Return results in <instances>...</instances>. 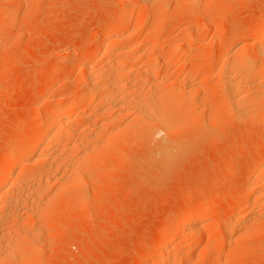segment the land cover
Listing matches in <instances>:
<instances>
[{"label":"rangeland","instance_id":"374dc122","mask_svg":"<svg viewBox=\"0 0 264 264\" xmlns=\"http://www.w3.org/2000/svg\"><path fill=\"white\" fill-rule=\"evenodd\" d=\"M193 1L147 5L140 0H0V168L9 156L34 141L43 116L58 100L90 93V71L104 75L100 92H106L110 75L106 65L114 61L113 55L106 61L90 57L103 43V35L121 24L129 11L131 20L118 30L124 37L108 46L115 51L131 43L135 47V53L123 59L134 68L128 81L136 87H131L136 93L128 92L133 104L124 95L123 101L130 103L109 108L107 97L99 96L72 114V131H63L53 144L68 153L60 170L71 168L62 170L51 183L44 196L50 205L44 202L47 211L40 202H24L15 208L18 213L11 209L9 213L16 214L9 217L8 204L15 194L0 199V231H12L21 219L26 231L20 236L13 233L12 240L0 236V264H154L163 260L158 249L170 241L180 218L201 211L208 200L211 213L220 216L195 227L196 233L189 227L181 233L185 244L193 246L192 252L187 251L193 253L190 264H264V218L258 216L262 207L255 205L264 198L259 193L243 196L246 185L264 183V178L256 177L264 159V71L254 80L247 78V85L243 80L237 91L242 90L247 102L234 114L229 82L221 75L234 59L253 62L262 55L256 49L257 43L264 47V38L258 40L255 34L264 27V0ZM158 18L162 24L156 28ZM133 30L140 38L128 35ZM153 40L158 42L154 49L149 46ZM150 62H156L158 69L152 70ZM140 104L156 106V112L161 109L156 114L170 130L164 132L157 120L144 117L143 106V114L138 112L143 117L139 115ZM107 107L110 112L104 111ZM112 114L120 116L103 123ZM155 127L163 129L159 136L155 134L157 138ZM160 138L172 147H167L169 155L162 152L166 149L160 150ZM44 164L20 163L7 188L19 190V180L40 175ZM72 168L78 172H71ZM69 176L76 180L68 186L62 182L69 181ZM39 207L45 210L41 214ZM253 209L260 211L257 219L251 218ZM230 211L246 217L238 230L247 232L225 249L223 244L229 242L224 223H234ZM6 245L13 246L14 257L3 259ZM182 247L181 243L168 247L165 256L183 254ZM211 247L218 250L213 252Z\"/></svg>","mask_w":264,"mask_h":264},{"label":"bare ground","instance_id":"6f19581e","mask_svg":"<svg viewBox=\"0 0 264 264\" xmlns=\"http://www.w3.org/2000/svg\"><path fill=\"white\" fill-rule=\"evenodd\" d=\"M123 1V0H122ZM125 1H127V2H129V1H132V0H125ZM136 1V0H135ZM139 1V0H138ZM141 2H143V3H146L147 5L149 4H151V5H153L154 3H164L166 0H140ZM187 1V0H186ZM189 1V0H188ZM191 1V0H190ZM193 1V0H192ZM169 2V1H168ZM172 2V1H171ZM194 2V1H193ZM195 3H196V1H195ZM170 5V4H169ZM193 5H194V3H193ZM171 7V6H170ZM194 7V6H193ZM195 8V7H194ZM175 10V9H174ZM178 10V9H177ZM127 13H129V14H127L126 16H125V18H124V20L122 21V23L121 24H118L117 26H115L114 27V29L113 30H111V32H106L104 35H103V43H101V45H100V47L98 48V49H95L94 50V52L91 54V60H95V61H106L107 59H109L110 58V56H111V54L113 55V56H111V57H113L114 59H112V60H114V61H112V63L111 64H108V65H106V64H104V65H106V67H107V70L106 71H108L109 72V80H108V82H106V84H105V86H104V88H107V90H106V92L104 91L103 93H101L100 92V88L102 87H100V85H101V81L102 80H104V75L102 76L101 74H99V75H97L98 73H96L95 74V72H94V74H92L91 72L92 71H90V74H89V76H88V79H87V82H88V84L89 85H91L90 86V88L91 89H89L90 90V93H89V91H88V94L86 95V96H81V98H77V97H75V98H72V97H69V96H67L66 98H63V99H61V100H58V102L55 104V106L54 107H52V109L50 110V111H48V112H46L45 113V116H43V117H45L43 120H44V123L41 125V127L37 130V132H36V136H35V139H34V141L32 142V143H30V144H26V145H24V146H22L18 151H16L15 153H13L11 156H9L6 160H5V162H6V164L2 167V168H0V176H1V178H0V199H2V198H4V197H8V195H11L12 193H13V195L15 196H13V198H11V202L8 204L9 206H8V214H9V217H10V215H11V213L12 212H14L15 213V211H17V213H18V210H16L17 209V207H19V208H21L20 206H23L22 204L24 203V202H31V203H35L36 202V204H38V202H40L39 204H40V206H42L41 208L42 209H45L44 208V204L45 203H47V205L46 206H48L49 205V201H47L46 200V202H45V200H44V196L50 191V188H51V183H55L56 182V180L53 182V180L54 179H56L57 178V176L61 173V171L64 169V167L62 166V170H60L61 169V167H60V164L61 165H63V163H61V161L62 162H64L62 159H64V160H68L66 157V155L68 154V153H66V154H64V152L66 151L65 149H63V150H60L59 149V147H58V149H55V148H53V146L55 145L54 143V141H56L57 139H58V137H59V135L61 136V134H62V132L63 131H65V130H67V132H68V130H70V131H72L71 129H72V127H71V118H72V116L75 114L74 112H76L79 108H80V106H83L84 104H86V102L89 100V99H92V101L91 102H95L96 100H97V97H99L100 96V98H106L107 97V100L109 101L107 104H110L109 105V108H111L112 106H116V108H120V106L121 107H124L123 105L125 104H127V103H130L131 101L129 100V98H130V96L132 95H130L129 93H130V91H133L135 88L133 87V85L131 84L132 83V81H131V83H130V81H128V79L130 80V77H129V75L131 74L132 75V70L134 69H132V65H131V63H130V65L129 64H127L126 63V61L123 59L125 56L126 57H128L127 55H129L132 51V53H135V51H134V46H132L131 44H129V45H126V46H124V47H122V48H116L117 50L115 51L114 49L112 50L111 49V47L110 46H108L109 45V43H110V41H113V42H117V41H119L121 38V36L122 37H124V34H120L119 33V27H122V26H126L127 25V23H129V21L131 20V16L132 15H130V11L129 12H127ZM134 14V13H133ZM161 24H162V21H161V19L160 18H158L157 19V21H155V24H154V26L157 28H159V27H161ZM130 25V24H129ZM165 25V24H164ZM155 28V29H156ZM218 31V30H217ZM140 32V31H139ZM182 32H184V31H182ZM189 31H187V33H188ZM119 33V34H118ZM126 33V32H125ZM186 33V32H185ZM185 33H184V35H185ZM192 34V33H191ZM255 34V33H254ZM125 35H127V34H125ZM129 36H133V37H135L134 38V40L136 39V38H140V36L137 34V32H135L134 30H133V32H130V34H128ZM143 35V34H142ZM256 35V36H255ZM254 36L259 40V39H262V38H264V27L262 28V29H260L256 34H255ZM139 36V37H138ZM192 36V35H191ZM253 36V37H254ZM126 37V36H125ZM259 37V38H258ZM188 38H189V36H188ZM186 39V38H185ZM258 42V41H257ZM112 43V42H111ZM110 43V44H111ZM128 43V42H127ZM158 42L157 41H155V40H153V41H151L150 42V47H153V49L155 48V46H157L158 44H157ZM134 44V43H133ZM147 44V43H146ZM258 44V46H257V49H256V54L257 55H263L264 56V54H263V52L262 51H264V50H261V52H260V49L261 48H264V47H262L263 45L261 44L260 45V43H257ZM191 45V44H190ZM123 46V45H122ZM188 46H189V43H188ZM177 47V46H176ZM181 49L183 48V47H180ZM179 48V49H180ZM176 49V48H175ZM174 49V50H175ZM177 50H178V47H177ZM183 50V49H182ZM181 51V50H180ZM230 51V50H229ZM174 52H176V51H174ZM174 52H173V54H174ZM178 52V51H177ZM176 52V53H177ZM131 53V54H132ZM255 53V52H254ZM261 53V54H260ZM175 55V54H174ZM262 55L260 56V57H258L259 58V60L256 62L255 61V59H254V61H255V63H254V61L253 62H250V61H248V59H243V62L241 61L240 62V60L239 59H241L240 57L236 60V59H234V61H231V63L229 62L228 64H226L224 67H223V70H222V72H221V75H223V79L224 80H228L227 82H229V88H228V86H227V88L230 90V93L231 94H229L230 95V101H231V103L229 104V106H230V108H232L231 110L233 111V114H234V112H236L237 113V111L241 108L240 106H243V102L245 101V100H243V97L241 96L242 95V93L240 94V92L242 91H240V92H238L237 91V89H242V83H243V80H247V78H252V76H253V80L254 79H256V77H258L259 76V74H261L263 71H264V60L262 59V58H264V57H262ZM240 56V55H239ZM125 57V58H126ZM172 58H170V59H168V63H170V62H172V60H173V56H171ZM252 57V56H251ZM143 58V57H142ZM109 60H111V59H109ZM122 60H124V63L122 64ZM128 60V59H127ZM130 60H131V58H130ZM238 60H239V62H238ZM245 60V61H244ZM250 60V59H249ZM129 61V60H128ZM183 62V61H182ZM126 63V64H125ZM227 63V62H226ZM243 63H244V65H243ZM149 64V67L153 70L154 69V71L156 70V69H158V64L155 62V63H153V62H150V63H148ZM151 64V65H150ZM86 66V65H85ZM131 66V67H130ZM136 67V66H135ZM222 67V66H221ZM85 69H86V67H84ZM88 69V68H87ZM220 69V68H219ZM105 70H104V73H105ZM139 70V69H138ZM149 71V70H148ZM148 71L147 72H145V73H148ZM98 72V71H97ZM101 72H103V71H101ZM107 72V73H108ZM152 72V71H151ZM220 73V72H219ZM218 73V74H219ZM106 74V73H105ZM134 74V73H133ZM119 75H121V77H122V75L124 76V77H126V76H128L127 77V79L125 80L124 79V77H122L125 81H122V80H120V76ZM130 75V76H131ZM143 75V74H142ZM145 75V74H144ZM147 75V74H146ZM145 75V76H146ZM220 75V76H221ZM103 77V79H102V77ZM118 76H119V78H118ZM134 76V75H133ZM148 76H149V74H148ZM132 77V76H131ZM147 77V76H146ZM146 77H144V78H146ZM106 78H108V76H106ZM118 78V79H117ZM155 78V77H154ZM221 78V77H220ZM249 78V79H250ZM142 79V78H141ZM248 79V80H249ZM251 79V81H253ZM120 80V81H119ZM147 80H149V79H147ZM155 80V79H154ZM105 81H107V79L105 80ZM250 81V80H249ZM104 82V81H103ZM102 82V83H103ZM155 82V81H154ZM219 82V81H218ZM217 82V83H218ZM225 82V81H224ZM146 83V82H145ZM161 83V82H160ZM183 83V82H182ZM216 83V84H217ZM246 83V85L248 84L247 83V81L245 82ZM245 83H243V84H245ZM138 84V83H137ZM131 85V86H130ZM135 85V84H134ZM144 85H146V84H144ZM160 85V84H159ZM222 85V84H221ZM106 86H108V87H106ZM136 86V85H135ZM133 88V90H132V88ZM138 87V86H137ZM153 87H155V85L153 86ZM161 87V86H160ZM202 88H206V85H202L201 86ZM241 87V88H240ZM244 87H245V85H244ZM104 88H102V89H104ZM210 88V87H209ZM208 88V89H209ZM260 88V87H259ZM138 89H139V87H138ZM159 89V88H158ZM169 89V88H168ZM192 89V88H191ZM245 89V88H244ZM228 90V91H229ZM101 91H103V90H101ZM142 91V90H141ZM150 91V90H149ZM190 91V90H189ZM210 91V90H209ZM129 92V93H128ZM134 92V91H133ZM162 92V91H161ZM193 92H195V89L193 88ZM126 93H128L129 95H126ZM134 93H136V92H134ZM155 93V92H154ZM159 93V92H158ZM257 93V92H256ZM139 93H137L136 95H138ZM163 94H164V92H163ZM128 96L126 99H128L130 102H128L127 100H125V101H123L124 100V97L125 96ZM158 95V94H157ZM160 95V94H159ZM158 95V96H159ZM253 95V94H252ZM251 95V96H252ZM261 95V94H260ZM131 97H133V96H131ZM135 97V96H134ZM138 97V96H137ZM147 97V96H146ZM149 97V96H148ZM165 97V96H164ZM257 97V96H256ZM262 97V96H261ZM102 98V99H103ZM161 98V97H160ZM132 99V98H131ZM135 99H136V97H135ZM138 100H139V98H137ZM136 99V100H137ZM141 99H143V97L141 98ZM184 99V98H183ZM258 99V98H257ZM106 100V101H107ZM144 100V99H143ZM149 100V102H150V100L151 99H148ZM253 100V99H252ZM90 101V100H89ZM104 101V100H103ZM102 101V102H103ZM146 101V100H145ZM144 101V102H145ZM100 102V101H99ZM125 102H127V103H125ZM134 102V101H133ZM141 102V101H140ZM146 102H148V101H146ZM153 102V101H152ZM183 102V101H182ZM245 102H247V100L245 101ZM250 102V101H249ZM254 102H255V100H254ZM97 103V102H96ZM101 103V102H100ZM100 103H99V106H100ZM103 103H105V102H103ZM132 103V102H131ZM143 103V102H142ZM141 103V104H142ZM165 103V102H164ZM228 103V102H227ZM243 103V104H242ZM92 104V103H91ZM106 104V103H105ZM133 104V103H132ZM131 104V105H132ZM137 104H138V102H137ZM140 104V106L141 107H136V108H139V111L137 110L136 112L138 113V112H140L141 110H140V108H143L144 107V104L143 105H141ZM152 104H154V103H152ZM156 104V103H155ZM162 104V103H161ZM186 104V103H185ZM252 104V103H251ZM250 104V105H251ZM135 105H136V103H135ZM157 105V104H156ZM118 106V107H117ZM143 106V107H142ZM163 106V105H162ZM146 107V108H145ZM144 107V109H142L143 110V113H144V110H145V112L146 113H144L145 115H144V117H148V119H150V121H151V119H153V120H157L156 122L158 123L159 122V129H160V127H162L164 124V122L163 121H165V120H163V121H160V120H162L161 119V117L159 116V115H157L156 113H161V111H159V110H161V109H158V112H156L157 110H155V109H157L156 108V106H155V108L154 107H151V106H149V104L147 105V106H145ZM151 109H150V108ZM160 107V106H159ZM244 107V106H243ZM242 107V108H243ZM109 108L107 107V108H105L104 109V111H107V112H110L109 111ZM118 108V109H119ZM135 108V109H136ZM229 108V109H230ZM241 108V109H242ZM121 109H123V108H121ZM125 109V108H124ZM124 109L122 110V111H124ZM132 109V108H131ZM166 109H167V107H166ZM165 109V110H166ZM178 109V108H177ZM113 110V109H112ZM120 111V110H119ZM133 111V110H132ZM114 112H115V110H114ZM126 111H124L123 112V114L125 113ZM130 111H128L127 113H129ZM134 112H135V110H134ZM135 112V113H136ZM142 112V111H141ZM140 112V113H141ZM185 112V111H184ZM239 112H241V111H239ZM100 113V112H99ZM98 113V114H99ZM103 113V112H102ZM133 113V112H132ZM134 113V114H135ZM136 113V114H137ZM143 113H141V114H143ZM73 114V115H72ZM107 114H109V113H107ZM118 114V113H117ZM133 114V115H134ZM135 114V115H136ZM139 114V113H138ZM141 114H139V115H141ZM164 114V113H163ZM185 114V113H184ZM243 114V113H242ZM104 115V114H103ZM102 114L100 115V116H103ZM110 115V114H109ZM134 115V116H135ZM139 115H137L136 116V118L138 117L139 118ZM154 115H155V117L157 116V118H158V116H159V118H160V120H159V118L157 119V118H155L154 119ZM38 116H40V115H38ZM99 116V117H100ZM105 116H106V114H105ZM118 116H120V114L118 115ZM118 116H115V115H111V116H109V117H105V119H103V123H105V124H107V123H109L110 122V120H113V122L116 120V118L118 119ZM128 116H129V114H128ZM128 116H126V117H128ZM142 117H143V115H141ZM245 116V115H244ZM122 117V116H121ZM248 117V116H247ZM98 118V117H97ZM87 119V118H86ZM120 119V118H119ZM133 119V118H132ZM144 120H145V118H143ZM147 119V118H146ZM147 119V120H148ZM42 120V121H43ZM124 120V119H123ZM137 120V119H136ZM82 121V120H81ZM88 121V120H87ZM109 121V122H108ZM149 121V120H148ZM149 121V122H150ZM41 122V121H40ZM107 122V123H106ZM134 122V121H133ZM147 122V121H146ZM153 122H155V121H153ZM161 122H163V123H161ZM80 123V122H79ZM111 123V122H110ZM109 123V124H110ZM140 123H142V122H140ZM150 123H152V122H150ZM156 123V125H158ZM161 123V124H160ZM85 124V123H84ZM98 124V123H97ZM114 124V123H113ZM167 124V123H166ZM171 124V123H170ZM148 125V124H147ZM146 125V126H147ZM154 125V124H153ZM161 125V126H160ZM171 125H173V124H171ZM118 126V125H117ZM127 126V125H126ZM129 126V125H128ZM137 126H139V124L137 125ZM143 126H145V124L143 125ZM149 126V125H148ZM166 126V127H165ZM165 126H163L162 128H164V132H166L165 131V128H166V130H168L169 129V127H168V125H165ZM100 127V126H99ZM158 127V126H157ZM157 127H155L156 129H157V131L155 130H153L154 131V135L156 134V135H158L159 136V134H160V132L163 130V129H161V131H159L158 130V128ZM168 127V128H167ZM110 128V127H109ZM171 128V127H170ZM123 129V128H122ZM125 129V128H124ZM124 129H123V131H124ZM153 129H154V127H153ZM74 130L75 129H73V132H74ZM152 130V129H151ZM170 130V129H169ZM158 131H159V134H158ZM172 131V130H171ZM72 133V132H71ZM117 133H118V131H117ZM123 133V132H122ZM168 133V132H167ZM68 134V133H67ZM73 134V133H72ZM119 135V134H118ZM152 135H153V133H152ZM156 135H155V137H156ZM26 136V135H25ZM65 136V135H64ZM32 137H34V136H32ZM164 137V136H163ZM162 137V138H163ZM153 138V137H152ZM157 138V137H156ZM64 139V138H63ZM159 139V138H158ZM161 139V138H160ZM165 139V138H164ZM153 140H155V139H153ZM166 140V139H165ZM162 141V139H161V142H160V144L161 145H159L160 147H161V151H162V148L163 149H166L167 150V152L166 151H162V152H165V153H167L168 154V148H172V147H169L170 146V144H169V146H167L166 147V141ZM70 141V140H69ZM157 142H158V140H156ZM56 142H59V141H56ZM63 143V142H62ZM65 143V142H64ZM67 143V142H66ZM70 143H71V141H70ZM77 143V142H76ZM79 143V142H78ZM163 143H165L164 145H165V147H163ZM54 144V145H53ZM70 145V144H69ZM77 145V144H76ZM75 145V146H76ZM168 145V144H167ZM59 146V145H58ZM64 146H66V145H64ZM72 146V145H71ZM181 146V145H180ZM182 146H183V144H182ZM40 147V148H39ZM186 147V146H185ZM37 148H39V149H37ZM62 148H64V147H62ZM61 148V149H62ZM70 149L72 148V149H74V148H76V147H69ZM180 148V147H179ZM36 149H37V152H36ZM39 150V151H38ZM78 150V149H77ZM98 150V149H97ZM181 150V149H180ZM72 151V150H71ZM159 151V150H158ZM160 151V152H161ZM70 152V151H69ZM71 153V152H70ZM80 153V152H79ZM164 153V154H165ZM91 154V153H90ZM169 154H170V152H169ZM168 154V155H169ZM89 155V154H88ZM160 155V154H159ZM162 155H163V153H162ZM177 155V154H176ZM69 156V155H68ZM80 156H81V154H80ZM165 155H163V157H164ZM175 156V155H174ZM66 159H65V158ZM82 157V156H81ZM79 158V157H78ZM83 159H84V157H83ZM167 160V159H166ZM79 161V160H78ZM36 162H40V163H45L44 164V168H42L43 170L41 171V173H40V175H39V173H38V175H36V174H34V176L32 177L31 175H30V177H23V178H21V180H19V181H21L22 182V185L20 184L19 186H21V187H19L18 186V188H20L19 190H16V189H13V190H11V189H9V188H7L8 186H10V183H11V181L14 179V177H15V171H16V168H17V166L21 163V164H23V165H30V166H32V165H34V164H36ZM65 165L67 164L66 163V161H65V163H64ZM70 164V163H69ZM79 164V163H78ZM77 164V165H78ZM64 165V166H65ZM76 165V166H77ZM75 166V165H74ZM75 166V167H76ZM82 167V166H81ZM71 168V167H70ZM69 168V169H70ZM69 169H67V170H69ZM80 169V168H79ZM81 169H83V168H81ZM257 173H256V177L258 178H264V159L260 162V164L258 165V167H257ZM29 170V169H28ZM67 170H63V171H67ZM77 170V168L76 169H74L73 170V168H72V171L71 172H74L75 173V171ZM40 171V170H39ZM34 172V171H33ZM78 171H76V173H77ZM75 173V174H76ZM80 174V173H79ZM65 175V174H64ZM69 175V174H68ZM72 176V175H71ZM76 177L77 176H79L78 174L77 175H75ZM74 176V177H75ZM61 177V176H60ZM59 177V178H60ZM64 177V176H63ZM70 177V176H69ZM76 177H75V180H76ZM58 178V179H59ZM65 178V177H64ZM57 179V180H58ZM60 179H62V178H60ZM73 179V178H72ZM77 179H80V178H77ZM67 180H68V178H67ZM71 180V177L69 178V181ZM74 180V181H75ZM63 180H61V182H62ZM69 181H63L62 183H64V182H67V184L66 185H68L69 183V185H73V182H72V180H71V182H69ZM79 181V180H78ZM77 181V182H78ZM252 181V180H251ZM61 183V184H62ZM76 183V182H75ZM65 184V183H64ZM249 184V183H248ZM12 185V184H11ZM65 185V186H66ZM68 185V186H69ZM250 185V186H249ZM249 185H246L245 186V188H244V193H243V196L245 197L246 195H252V193H255V194H258L259 193V195L261 194V196L264 198V183H262V185H258L257 187L255 186V185H253V184H249ZM253 185V186H252ZM13 186V185H12ZM62 186H64L63 184H62ZM11 187V186H10ZM61 187V186H60ZM14 188V187H13ZM59 189V188H58ZM62 190H63V188H62ZM58 191V190H57ZM65 192V191H64ZM257 192V193H256ZM58 193V192H57ZM61 193V192H60ZM57 197V196H56ZM10 198V197H9ZM47 198V197H46ZM55 198V197H54ZM250 199V198H249ZM40 200V201H39ZM250 201V200H249ZM45 202V203H44ZM1 203V202H0ZM256 204L255 205H257L258 207H260L259 209H261V207H262V209H261V211H262V213H264L263 212V210H264V200H261V203H260V205H259V203H257V202H255ZM36 204H35V206H36ZM38 204V205H39ZM210 204H211V201H206V203H205V205H204V208L201 210V211H192V212H187L186 214H184V216H182V219L180 218V220H179V222L174 226V231H173V233H172V237L170 238V241H168L167 242V245L165 244V246H164V244H162L161 245V247L158 249L159 250V252L157 253V255L160 253V255H159V259H160V257L163 259V260H155L156 261V263H154V264H190L191 262H192V257H193V253L191 254L190 252H187V251H190L191 250V252H192V249H193V246H192V244L190 245V244H185L186 242H184L183 241V237H182V232H184L186 229L188 230V227L190 228V230H191V232L193 231V232H195V227H197V226H199V225H202V224H206L205 222H207L208 220H213V219H217L219 216H220V213H215V214H212L211 213V208H210ZM24 205H25V203H24ZM50 206V205H49ZM31 207V206H30ZM254 207H256V206H254L253 205V208ZM258 207H257V209H258ZM16 208V209H15ZM18 208V209H19ZM40 207H39V211H40V214L41 213H43L45 210H42ZM48 208V207H47ZM11 209H15V211L13 210L11 213H9V211H11ZM24 209V208H23ZM31 209V208H30ZM249 210V209H248ZM21 211V210H20ZM25 211V210H24ZM42 211V212H41ZM47 211V210H46ZM252 211V210H251ZM5 212H7V211H5ZM253 212H255L254 211V209H253ZM252 212V216H251V218L253 217L254 219H255V217H256V219L258 218L256 215H258L259 214V212L256 210V212H258V213H253ZM46 213V212H45ZM261 213V214H262ZM16 214V213H15ZM14 214V215H15ZM31 214V213H30ZM35 215H38V213L36 214V213H34ZM258 215L259 217L261 216L262 218H264L262 215ZM12 215H13V213H12ZM11 215V217H14V215L12 216ZM19 216V215H18ZM40 216V215H39ZM228 216L229 217H231L230 219L231 220H233V225H232V223H228V222H226V223H224V226L223 227H225L224 229H226V230H228V232H227V234H228V239L229 240H227V237H226V241H228L229 243H224L223 244V246L225 247V249L226 248H229L230 247V245H231V243L232 242H236V239H238L240 236H243L242 235V231L240 230L241 228L240 227H242L243 228V225H245L244 223L247 221L246 220V217L245 216H243L242 215V213L239 211V212H232V211H230V212H228ZM35 217V216H34ZM261 217H260V219H261ZM7 216H6V218H4L5 220H7ZM235 219V221H234V219ZM252 218V219H253ZM10 219V218H9ZM8 219V220H9ZM247 219H248V217H247ZM22 220V219H21ZM20 220V221H21ZM264 220V219H263ZM2 221V220H1ZM19 221V222H20ZM230 221V220H229ZM4 222V221H3ZM9 222V221H8ZM19 222H17L16 224V228H14V229H12V231H10L11 229H5L4 231H0V236L2 237L1 238V240H4L3 238L4 237H6V236H10V240H12V239H14L15 238V236L13 237V233H15L17 236H20V234L22 233V232H26L22 227H21V224L19 223ZM225 222V221H224ZM7 223V222H6ZM20 225H19V224ZM263 223V222H262ZM247 224V223H246ZM24 225V224H23ZM223 225V224H222ZM254 225V224H253ZM263 225V224H262ZM248 226V225H247ZM14 227V226H13ZM205 227V226H204ZM11 228V227H10ZM238 228H240L239 230H238ZM198 229V228H197ZM220 229V228H219ZM245 229H247L246 228V226H245V228L243 229V231L245 230ZM202 230V229H201ZM212 230V229H211ZM30 232V231H29ZM187 232V231H186ZM202 232V231H201ZM210 232V231H209ZM245 232V231H244ZM247 232V231H246ZM245 232V233H246ZM34 233V232H33ZM196 233V232H195ZM204 233V232H203ZM245 233H243L244 234V236L246 235ZM27 234V233H26ZM202 234V233H201ZM220 234H221V232H220ZM208 235V234H207ZM217 235V234H216ZM217 237V239H218V236H216ZM246 237V236H245ZM212 238H214V237H212ZM225 238V237H224ZM241 239L242 238H244V237H240ZM197 239V238H196ZM223 239V238H222ZM241 239H238V240H241ZM6 242V241H5ZM178 243H181L182 244V252H183V254H178V255H174L173 253V255L174 256H169L168 254H166V255H168V256H165V253L167 252L166 250L167 249H170V248H168V247H172V246H175L176 244H178ZM216 244V243H215ZM11 245V244H10ZM209 246H211V245H209ZM213 246V245H212ZM215 246V245H214ZM13 246H9V245H6L5 246V249H4V251H3V253H2V257L4 256V257H8V258H10L11 256H13V252H14V249L12 248ZM224 247H223V249H224ZM33 248V247H32ZM39 248V247H38ZM36 249V248H35ZM34 249V250H35ZM40 249V248H39ZM220 249V248H219ZM235 249V248H234ZM204 250H205V248H204ZM211 250L213 251V252H215L216 250H218V249H214V247H211ZM215 250V251H214ZM210 251V249H208V252ZM221 251V250H220ZM169 252V251H168ZM204 252V251H203ZM211 252V251H210ZM212 252V253H213ZM18 253V252H17ZM177 253V252H176ZM185 253V254H184ZM208 254V253H207ZM156 255V256H157ZM199 255V254H198ZM201 255V254H200ZM4 257H3V259H4ZM14 257V256H13ZM155 257V256H154ZM166 257L168 258V259H166ZM170 257V258H169ZM1 258V257H0ZM200 258V257H199ZM214 258V257H213ZM157 259H158V256H157ZM7 260V259H6ZM12 260V259H11ZM213 260V259H212ZM227 260V259H226ZM154 261V262H155ZM215 261V260H214ZM220 261V260H219ZM198 262V261H197ZM213 263V262H212ZM218 263V262H217ZM221 263V262H220ZM199 264H201V263H199ZM214 264V263H213Z\"/></svg>","mask_w":264,"mask_h":264}]
</instances>
